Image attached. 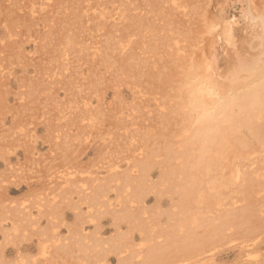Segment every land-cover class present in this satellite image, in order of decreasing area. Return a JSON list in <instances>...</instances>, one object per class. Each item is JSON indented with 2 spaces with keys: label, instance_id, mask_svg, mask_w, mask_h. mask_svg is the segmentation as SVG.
Returning <instances> with one entry per match:
<instances>
[{
  "label": "rangeland",
  "instance_id": "374dc122",
  "mask_svg": "<svg viewBox=\"0 0 264 264\" xmlns=\"http://www.w3.org/2000/svg\"><path fill=\"white\" fill-rule=\"evenodd\" d=\"M262 15L0 0V264H264V76L256 106L215 107L216 141L195 97L205 63L231 100L264 62Z\"/></svg>",
  "mask_w": 264,
  "mask_h": 264
},
{
  "label": "bare ground",
  "instance_id": "6f19581e",
  "mask_svg": "<svg viewBox=\"0 0 264 264\" xmlns=\"http://www.w3.org/2000/svg\"><path fill=\"white\" fill-rule=\"evenodd\" d=\"M247 14L250 15V12L248 13V11H247ZM260 18H261L262 29L260 31L258 39L260 40L261 43L264 44V17H263V15L260 16ZM231 22L234 24V20ZM231 22H229L225 28L226 32L228 34L233 31L232 30L233 27H232ZM250 64H253V65H250ZM250 64L246 65L245 67H242L240 69L239 72H242V71L247 72V75H245L243 77L239 76V72L235 70L236 75L234 74V77L230 81V84H232V86H231L232 89L230 87V90L232 91L233 88H235L234 89L235 91H233L234 95L232 94V97L233 96L234 97L231 98V100H229V97L227 98V96L225 94H223V92H221V89L218 87L217 81H215L213 79L212 73H211V70L213 69V68H211L212 66L209 65L208 63L207 64L205 63L203 66L200 67L202 77L200 78L197 85L195 86V88H196L195 89V97H196V106L198 107V109L200 111L201 120L203 123H205V124L207 123V125L209 126V124L211 122H213L212 117H213V112H214V109L216 106L224 107L227 103H231V104L235 103V105H237L239 107H248L249 105L256 106L258 104V100H259L258 92L260 91V89L262 87V84L260 81H261V77L264 76V62L263 61L258 62V60H257L256 62L250 63ZM213 96H218L220 101L221 100L222 101L220 103H217L216 100L212 99ZM217 127H219V126L212 124V126H209V128L207 129V130H209L207 134H209L213 131H215V133H216V135L210 136L209 140L216 141V139L220 136V130ZM244 217H245V214H244ZM220 224L221 225L223 224L225 226L224 222L220 223ZM214 226H215V228L213 227L214 229L218 228L217 225H214ZM216 226H217V228H216ZM210 230L212 232V228L209 229V231ZM216 231H214V232H216ZM223 232H224V230H223ZM210 234H212V233H210ZM210 236L211 235H209V237ZM189 237H191V236H189ZM195 242H196V240H195ZM150 254H151V252H150ZM153 258H154V256H153ZM148 259H150V258H148ZM153 261H154V259H153Z\"/></svg>",
  "mask_w": 264,
  "mask_h": 264
}]
</instances>
